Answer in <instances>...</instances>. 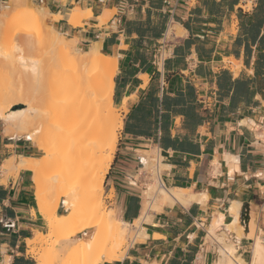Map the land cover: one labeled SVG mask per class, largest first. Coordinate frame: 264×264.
<instances>
[{"label":"crops","instance_id":"obj_1","mask_svg":"<svg viewBox=\"0 0 264 264\" xmlns=\"http://www.w3.org/2000/svg\"><path fill=\"white\" fill-rule=\"evenodd\" d=\"M40 2L60 15L53 26L68 38L117 58L113 97L123 126L104 180L117 218L132 224L143 216V193L157 168L166 188L187 191L185 203L153 200L136 241L104 264H216L219 243L210 231L223 214L215 234L225 232L235 202L249 220L240 222L239 238L228 233V242L250 261L253 214L264 239V0ZM76 7L92 17L71 24ZM36 151L27 139L0 130V264H37L27 240L48 230L33 172L5 166ZM153 152L154 173L146 169Z\"/></svg>","mask_w":264,"mask_h":264},{"label":"bare ground","instance_id":"obj_2","mask_svg":"<svg viewBox=\"0 0 264 264\" xmlns=\"http://www.w3.org/2000/svg\"><path fill=\"white\" fill-rule=\"evenodd\" d=\"M42 8L45 10L41 9L40 12L19 11L7 23L0 19L1 30L7 32L5 39L12 42L18 38L24 46L16 44L15 51L7 54L2 63L22 80L29 81L32 87L30 90L29 86L28 90L0 93V118L10 125L9 131L12 135H24L25 139L34 142L38 147L46 143L56 147L55 151L47 154L42 160L45 166L58 167L52 174H48L43 167L37 165L36 156H20L18 161L16 157H13L5 165L9 170L28 169L33 172L39 211L46 218L50 232L56 229L60 231L55 239L51 238L52 233L37 232L33 238L27 240L28 252L36 256L38 264H55L57 260H60L68 243L76 240L86 251L84 255L86 264H101L102 261L117 260L123 257L119 251L125 245L131 226L138 231L141 221L148 220V211L155 208L153 200L160 198L185 203L184 197L187 191L166 188L157 168L155 182L148 184L143 193L144 210L140 219L130 224L117 218L113 210L109 213L102 212L104 180L117 150L118 130L123 126V119L117 114L113 97L114 79L118 68L117 58L102 53L98 44H93L87 49L82 48L81 45L80 49H77L76 38L68 39L62 32L48 28L47 18L42 13L51 15L55 20L59 19L60 15L51 14L45 6ZM74 9L68 17V21L73 25L77 20L90 18L93 15L90 9L84 10L80 7ZM108 18L101 17L100 23H105ZM14 20L16 24L12 27L11 21ZM29 21H35L40 27L36 41L29 35L23 37L20 34L28 32L25 25ZM35 48L43 49L49 60L60 61L63 65L71 63L81 70L77 89L69 88L72 81L65 82L63 86L56 89L52 102L45 110H42L36 100V94L45 88V78L40 67L42 62L38 63L34 61V58L30 60L25 57L24 49ZM21 51H24V54H21ZM9 103L14 104L11 109H9ZM16 105H22V107L14 109ZM43 112L47 113L53 126L52 132L47 134L42 133V127L40 128L37 122ZM149 161L150 157L149 160L144 159L145 165L148 166L151 162ZM46 180L50 181L49 189L45 186ZM49 190L61 193V197L65 198L63 205L67 211V213L59 214L56 208L53 219L47 217L48 210L45 204ZM85 193L89 204L86 211V215L90 218L88 220H84L87 216L82 213L81 199ZM239 207L240 204L237 202L232 205L231 212L235 218L226 225L225 232L216 235L215 231L217 227L223 225V214H220V218L215 220L211 228L210 234L215 235L219 243V259L216 264H264V239L256 232L252 231L249 236L255 239L250 261L238 255L237 246L227 240L229 232H235L236 236L240 237L236 227L240 220ZM82 220L84 221L81 223ZM97 226L99 231L110 235L114 246L106 256L89 261L88 259L97 252L96 247L93 246L91 231ZM250 227L254 228L252 218ZM93 231L95 232V229ZM133 240L136 241V239Z\"/></svg>","mask_w":264,"mask_h":264},{"label":"rangeland","instance_id":"obj_3","mask_svg":"<svg viewBox=\"0 0 264 264\" xmlns=\"http://www.w3.org/2000/svg\"><path fill=\"white\" fill-rule=\"evenodd\" d=\"M43 6H44V4H42L40 2V0H18V1L17 0H0V19L4 20L3 21L4 23H7L10 21L11 17L19 11H23V12H25V11H36V12L39 11L40 12L41 9L45 10V8H42ZM42 12H43V10H42ZM42 14L47 18L48 28L58 30L56 27L53 26V22L55 19L51 15L45 14V12ZM82 20L83 19L77 20L74 25H81ZM11 22L13 24L11 26L13 27L14 24H16V20L11 21ZM26 24L27 25H25V29L28 32L23 33V34L20 33V34L23 37H26V36L28 37V35H29V36H31V38L35 39V41H36L40 27L37 25V23L35 21H29ZM17 26L20 27V25H17ZM6 35H7V32L4 31L3 29L1 30V26H0V93H4L7 91H14V90H22V89L28 90L29 86H30V88H29V90H30L32 87H31V84L28 83L29 81L27 82L26 80H22V78H20L14 71H12L10 68H8L5 64L2 63V61H5V56L7 54L15 51V49H16L15 45L16 44L22 45L21 40L18 38H15L12 42L7 41L5 39ZM75 45H76L77 49H80L81 45H80L77 38H76ZM84 49H87V47ZM24 50H25V54H26L25 57H28L30 60L34 58L35 60L34 59L33 60L38 62V63L42 62L41 63L42 66H40V67L42 68V75L45 78V88L36 94V100L40 104V106L42 107V110H45L46 107L48 105H50V103L52 102V100L54 98V92L60 86H63L65 82H69V80L72 81V82H70L69 88L71 90L77 89L78 77L80 76L79 73L81 70H79L76 65L71 64V63L69 65L68 64L63 65L60 63V61L49 60L43 49L35 48V49H24ZM21 54H24V51L23 52L21 51ZM229 60H231L233 62V64L231 65V69L236 70L238 68V62H236L233 59H229ZM225 61L227 62L228 59H226ZM13 106H14L13 103H9V109H11ZM20 107H22V105L21 106L16 105L14 107V109H19ZM115 108H116L117 114H119V116L122 119L121 110L119 108H117L116 106H115ZM37 122H38L39 127L40 128L42 127L41 128L43 130V131L41 130L42 133L47 134L48 132L49 133L52 132L53 126H52L51 121L48 118L46 112H43L38 117ZM9 126L10 125L6 124L0 118V130L3 133H5L6 135L11 134V136H17V138H24V135L23 136L18 135V134L12 135L11 131H9ZM120 130L121 129L118 130L119 139H120ZM8 131H9V133H8ZM28 141H30V140H28ZM30 142H32V141H30ZM32 143L34 144V142H32ZM118 144H119V140H118ZM35 147L37 149V151H36L37 156L35 157V160L38 161L37 165L39 167H43L44 168L43 170L46 171L48 174H52V173L56 172V169L58 167H53L52 165H46L45 166V164L42 163V160L47 156V154L56 150L55 145H51V144L46 143L44 146L38 147L37 145H35ZM152 156H153V159L151 160V165L146 167V169L148 171L153 170V173H154L156 166H157V154L155 152H153ZM153 178H154V174H153ZM49 183H50V181H48V180L45 181V184H46L45 186L48 189L50 188ZM64 199L65 198L61 197V193L59 191L49 190V192L47 193V196H46V203H45L47 206V210H48V212H47L48 218L53 219L54 212H55L56 208L58 211L59 205H61V207H62L61 210L64 211L65 213H67L63 204H61V202L63 203ZM81 203L83 206L82 213L84 216H87L86 211L89 208V204H88V199H87L86 193L83 194L82 199H81ZM103 205H104V209L102 210V212L109 213L112 210L110 205L107 202V198H105L104 191H103ZM85 219L88 220L90 218L87 216L86 218H84V220ZM84 220H82L80 222L82 223ZM253 220H254V228L253 227L251 228V232L252 231L256 232L258 229V224L255 220L254 214H253ZM240 222H241V224H244V221L242 220V216L240 217L239 223L236 225V227L238 228V230L240 228V230L243 229V231H244L245 227L241 226ZM133 227L134 226H131V228H130L131 230L128 233V237H127V240L125 242L124 247L119 251V253L122 256H124L127 248L130 245V242L133 241V239H135L136 236L139 234L137 229H134ZM94 229H95V232L93 231ZM91 231L93 232V241H92L93 246L96 247L97 252L94 253L90 259H88L89 261H92L94 259H98L102 256L103 257L106 256L109 253L110 249H113V246H114V243H113L110 235L106 232L99 231L98 226L96 228H93ZM59 232L60 231H58L57 229L53 232H50L49 230H47V232H45V234L52 233L51 238L55 239V236ZM228 236H229V234L227 235V240L231 241V237H228ZM51 238H50V242L52 241ZM85 252L86 251L82 249V245H80V242L74 240L73 242L68 243V246H67L66 250L62 253L60 260H57L55 264H86L87 261L84 260V255L86 254ZM29 254L32 255L31 253H29ZM33 258L35 259L36 263L38 264L36 256H33ZM104 263H105V261L101 262V264H104Z\"/></svg>","mask_w":264,"mask_h":264},{"label":"water","instance_id":"obj_4","mask_svg":"<svg viewBox=\"0 0 264 264\" xmlns=\"http://www.w3.org/2000/svg\"><path fill=\"white\" fill-rule=\"evenodd\" d=\"M242 219H243V221H245V222H247V221L249 220V215H248L247 212L242 214Z\"/></svg>","mask_w":264,"mask_h":264},{"label":"built area","instance_id":"obj_5","mask_svg":"<svg viewBox=\"0 0 264 264\" xmlns=\"http://www.w3.org/2000/svg\"><path fill=\"white\" fill-rule=\"evenodd\" d=\"M242 9H244V6L242 7ZM226 63L229 65V67H231V65L233 64V62L231 60H229V59H228V61Z\"/></svg>","mask_w":264,"mask_h":264}]
</instances>
